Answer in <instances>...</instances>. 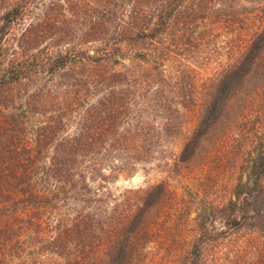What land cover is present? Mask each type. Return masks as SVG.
<instances>
[{"label": "trees", "instance_id": "1", "mask_svg": "<svg viewBox=\"0 0 264 264\" xmlns=\"http://www.w3.org/2000/svg\"><path fill=\"white\" fill-rule=\"evenodd\" d=\"M263 4L244 49L211 89L179 163L195 155L227 102L264 64ZM254 8L248 0H0V264L131 263L135 236L165 188L126 190L116 199L108 185L131 178L156 155L171 124L166 118L157 125L149 112H179L165 88L180 71H165L164 62L182 43L197 42L195 30H206L210 16L223 27L238 18L250 23L240 13ZM17 26L7 58L3 41ZM76 26L83 27L78 41L65 42L75 39ZM52 44L58 51L48 53ZM139 45L144 51L128 53ZM57 74L64 79L55 81ZM24 242L30 257L20 255ZM260 253L264 262V248ZM191 254L197 264V246Z\"/></svg>", "mask_w": 264, "mask_h": 264}, {"label": "rangeland", "instance_id": "2", "mask_svg": "<svg viewBox=\"0 0 264 264\" xmlns=\"http://www.w3.org/2000/svg\"><path fill=\"white\" fill-rule=\"evenodd\" d=\"M248 3L257 8L239 13H246L250 23L238 18L235 24L223 27L218 24L221 20L210 16L206 30H202L203 26L195 30L197 42L182 43L176 47L174 60L164 62L165 71H180L167 81L165 88L167 96L175 99L173 107L179 112L173 118L149 112L148 117L157 125L165 123L166 118L171 124L159 137L156 155L139 166L131 178L108 185L116 199L126 190H139L142 194L158 184L165 188L164 196L146 215L144 226L135 236L136 248L130 264H191L194 246L198 247L197 264L264 263L260 256L264 248V64L227 102L223 116L200 141L195 155L186 163L177 161L183 143L198 124L211 89L256 29L254 15L261 13L256 10H260L258 5L264 0ZM76 27L75 39L66 38L65 42L78 41L83 27ZM21 29L17 26L3 41L7 58L13 55L14 35ZM52 45L47 46L48 53L58 51ZM144 49L139 45L128 47L127 51ZM63 79L61 74L54 78L58 82ZM113 206L111 201L104 210ZM119 211L118 208L117 214ZM55 222L51 219L46 225ZM30 248L31 244L24 242L22 258L30 257ZM37 264L48 263L38 260Z\"/></svg>", "mask_w": 264, "mask_h": 264}]
</instances>
